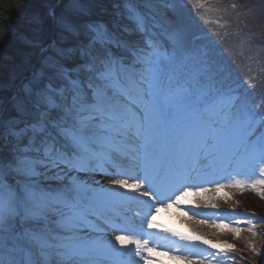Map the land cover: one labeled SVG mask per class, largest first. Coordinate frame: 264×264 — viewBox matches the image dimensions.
Listing matches in <instances>:
<instances>
[{
	"label": "snow or ice",
	"instance_id": "snow-or-ice-1",
	"mask_svg": "<svg viewBox=\"0 0 264 264\" xmlns=\"http://www.w3.org/2000/svg\"><path fill=\"white\" fill-rule=\"evenodd\" d=\"M114 8L109 21L81 19L84 0H67L76 19L50 10L57 38L29 42L39 67L0 84V264H162L146 255L157 228L186 253L171 257L182 264L235 259L232 244L157 224V204L179 208L193 188L207 204L202 185L232 166L261 179L216 183V193L264 186V97L234 92L174 0ZM100 169L112 187L97 191L82 174ZM133 205L143 211L130 215ZM236 223L255 235L252 219ZM199 244L214 251L194 254Z\"/></svg>",
	"mask_w": 264,
	"mask_h": 264
},
{
	"label": "trees",
	"instance_id": "trees-1",
	"mask_svg": "<svg viewBox=\"0 0 264 264\" xmlns=\"http://www.w3.org/2000/svg\"><path fill=\"white\" fill-rule=\"evenodd\" d=\"M84 2L89 8L90 15L81 19L109 21L114 18L112 9L116 0H84ZM66 4L67 0H31V2L29 0V3L21 4L25 6V10L21 13L17 3L14 7H9L0 2V84L18 86L22 81L26 82V78L39 67L40 49L29 42L40 41L46 46L57 38L59 29L49 14L50 10L54 9L57 16L63 13L70 19H76L75 12L67 11ZM160 10L162 14L170 15L172 12L171 8H166L164 5L160 6ZM29 56L34 60H27ZM257 260L259 263H264L263 259L257 258Z\"/></svg>",
	"mask_w": 264,
	"mask_h": 264
},
{
	"label": "rangeland",
	"instance_id": "rangeland-1",
	"mask_svg": "<svg viewBox=\"0 0 264 264\" xmlns=\"http://www.w3.org/2000/svg\"><path fill=\"white\" fill-rule=\"evenodd\" d=\"M17 1L18 0H0V2H2L4 5H7L9 7L10 6L14 7V5H16L17 3L20 6L22 13L25 10V6L23 7V5L21 4H25V2L29 3V0H19L18 2ZM236 1H240V0H236ZM193 7H195L197 13L199 14V12L205 7V4L203 3V1H197ZM192 12H193V8L191 10H188L189 14ZM198 14L194 18V22H201L200 17H198ZM185 17L186 16L183 15L184 22H185ZM214 18H215L214 16H210L209 20L211 22H214ZM192 22L193 20H190V26H193ZM204 22H205V18H204ZM189 33H191L190 30ZM252 61L253 60L251 59L250 62ZM259 131H261V129H257V132ZM100 172L105 174V172H103V169H100L95 172L82 174V176H84V178L88 180L91 187L98 190L100 189V184L102 183L104 177L103 175H100ZM212 178L216 179V182L220 184H230L234 180H240L245 185H251V183H253L254 180L261 179V177L258 174L253 175L250 170L247 171V173L245 174L242 169H239L236 166L227 167L223 171L212 175ZM215 187H208L210 191L204 194L206 197L210 198L207 205H212L213 203L218 202L217 196H221L223 206L228 211V216H229L228 218L227 217L222 218L220 220L221 223L229 225L230 228L239 227L241 229L239 236L229 231L228 229H221V232L223 234V237H225L226 242L234 245V249L229 250V256L235 257V259H228L226 262L221 261V264H256L254 259L244 257L241 254L240 250L238 249V245L240 244L241 241H243L245 244L248 243V246H250L251 250L254 251L253 253L258 252L261 258L264 259V257L260 254V251H262L261 249L264 247V200L263 197L261 196V192H263L264 186L258 185L255 190L250 186H246L243 188L225 187L219 193L215 192ZM225 194H227V199H225ZM202 201L204 202L203 199ZM256 206H259L261 211H263L262 212L263 218L260 219L263 221L261 222L259 221L258 218H256V214H257L255 210ZM132 210L136 212V211H142L143 209L133 205ZM251 214H254V218L252 217ZM248 219H252V222L255 225V229H254L255 235H253L251 231H248V228L251 227V225H247L244 223L238 225L236 223L237 221H245ZM107 235L109 238H114V234L110 230L108 231ZM150 242H152V237L150 238ZM117 247H119V245H117ZM129 247L133 248L134 246L129 245ZM200 250H203L202 245H199V248L196 250V253L194 254H199ZM203 254L206 255L204 251ZM146 255H150L153 260L160 261L162 262V264H164L168 261L166 255H172V254L168 251L167 254L165 255L162 254L160 250L159 251L154 250L152 253ZM136 259L139 261V264H145L144 261L139 260V257H137Z\"/></svg>",
	"mask_w": 264,
	"mask_h": 264
},
{
	"label": "bare ground",
	"instance_id": "bare-ground-1",
	"mask_svg": "<svg viewBox=\"0 0 264 264\" xmlns=\"http://www.w3.org/2000/svg\"><path fill=\"white\" fill-rule=\"evenodd\" d=\"M112 10L114 13L115 9H112ZM27 60L33 61L34 58L32 56H29ZM110 180L111 179H107L102 182L101 188L103 190L112 187V185L110 184ZM120 191H124V190L121 189ZM217 199H218V202L215 203L217 207L213 208L212 205L207 206L206 204H204L202 199L201 201L198 200L195 197V193L190 194V196L187 197L186 199L187 202L181 205L180 207H183V209L187 211H191L196 208L200 211V214L205 213L204 216L207 217L208 220L210 221L206 224H200L196 214L194 216L188 215L187 218L181 217L179 220H177V228L179 232H182L188 235L203 234L206 238L212 240L213 242H217V241L226 242V239L225 237H223L221 229L213 227L216 221L220 220L219 217L221 215V210L224 208L221 196H217ZM197 204L199 205V207L196 206ZM160 223L161 221L158 222L157 224L161 225ZM156 230L159 232V230L161 229L157 228ZM161 235H162L161 240H166V235L164 234V232H161ZM167 264H182V262H177L171 259V261H167Z\"/></svg>",
	"mask_w": 264,
	"mask_h": 264
}]
</instances>
